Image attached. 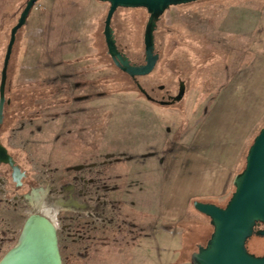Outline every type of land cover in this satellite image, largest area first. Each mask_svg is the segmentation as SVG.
Instances as JSON below:
<instances>
[{"label":"rangeland","instance_id":"374dc122","mask_svg":"<svg viewBox=\"0 0 264 264\" xmlns=\"http://www.w3.org/2000/svg\"><path fill=\"white\" fill-rule=\"evenodd\" d=\"M68 1L73 5L60 9L38 0L16 33L0 141L26 175L16 186L9 167H0V260L17 244L27 217L40 214L55 228L60 264H185L212 226L191 202L177 221L158 216L163 170L200 123L214 119L236 154L224 197L211 198L220 206L229 199L232 179L264 125V95L255 100L259 95H243L239 86L259 58L250 14L230 33L213 19L218 6L264 0H197L165 10L154 32L159 58L138 80L147 89L163 84L173 93L184 81V96L172 105L116 91L137 88L101 56L108 3L97 0L105 9L93 25L87 0ZM25 2L0 0V71ZM147 18L143 7H118L112 16L116 43L131 62L144 61ZM234 80L235 91L223 93ZM223 96L229 101L219 102ZM246 246L262 255L264 237L252 236Z\"/></svg>","mask_w":264,"mask_h":264},{"label":"water","instance_id":"95a60500","mask_svg":"<svg viewBox=\"0 0 264 264\" xmlns=\"http://www.w3.org/2000/svg\"><path fill=\"white\" fill-rule=\"evenodd\" d=\"M38 0H26L16 23L11 27L0 71V125L3 122L7 68L17 31L26 23L31 8ZM108 3L103 22V36L107 53L113 64L135 79L151 73L159 54L155 51L154 32L161 15L170 6L197 0H99ZM118 7H143L148 13L144 31V61L136 64L121 52L116 44L111 19ZM137 89L150 99L141 85ZM185 85L179 82L178 92L160 104L181 100ZM0 164L11 169V178L17 186L25 172L15 162L7 148L0 142ZM234 190L223 206L209 201L194 200L193 208L207 216L212 231L205 243L198 244L190 255V264H264V254L255 255L247 250L246 242L252 236L264 237V125L254 136L247 149L242 170L232 179ZM32 221L40 223L41 234L30 231ZM21 240V241H20ZM20 241V243H19ZM0 260V264H60L56 231L49 219L40 214H31L25 220L18 242Z\"/></svg>","mask_w":264,"mask_h":264},{"label":"crops","instance_id":"0c3cea01","mask_svg":"<svg viewBox=\"0 0 264 264\" xmlns=\"http://www.w3.org/2000/svg\"><path fill=\"white\" fill-rule=\"evenodd\" d=\"M68 2L70 1L50 0L49 3L58 4L57 8L65 9L73 5ZM86 7L90 9L89 13L92 14L94 25L100 19L105 7L97 0H87ZM218 7L219 10L217 9L213 24L224 33L238 31L235 24L243 14L251 16L253 24L251 31H253L254 46L259 52V58L251 67L254 73L243 80L239 86H241L243 95L244 93L246 96L247 93L248 95L255 93L259 95L255 100H259L261 95H264V4L251 1L245 4ZM74 8H84V4L74 5ZM93 60L96 61V58ZM236 86L237 81L229 82L224 87L223 93L229 95L235 91ZM221 101H229V98L225 100L223 96L219 102ZM197 129L198 132L194 134L190 143L187 146L177 147L173 157H169V165L167 163L164 167L160 205H157L158 216L161 218L177 221L185 216L189 203H192L194 199L205 198L207 201L218 204L219 200L211 196L222 199L225 195L229 175L227 168L231 164L230 156L235 157V144L234 142L231 145L225 143L228 139L226 140L222 135L223 126L214 119L204 120ZM230 141L236 140L231 139ZM148 208L152 210L151 207ZM184 262L185 264L190 263L189 260Z\"/></svg>","mask_w":264,"mask_h":264},{"label":"flooded vegetation","instance_id":"af4514ba","mask_svg":"<svg viewBox=\"0 0 264 264\" xmlns=\"http://www.w3.org/2000/svg\"><path fill=\"white\" fill-rule=\"evenodd\" d=\"M117 44V43H116ZM117 47H118V49L121 51V52H123V53H125L124 51H123V48H121V47H119L118 46V44H117ZM155 51H156V49H155ZM157 52V51H156ZM106 53H107V49H106ZM158 53V52H157ZM159 54V53H158ZM107 55L109 56V54L107 53ZM125 55H126V53H125ZM102 57H105V55L103 56V55H101ZM127 56V55H126ZM110 57V56H109ZM92 58H94V56L92 57ZM84 59H86V58H84ZM111 59V58H110ZM144 59V58H143ZM112 61V60H111ZM133 62V61H132ZM113 63V62H112ZM133 63H135V62H133ZM143 63V62H142ZM136 64H140V63H136ZM148 75V74H147ZM147 75H144V76H138V77H136L135 79H133V78H131L130 76V78H131V80L134 82V84H135V86H136V82H138L140 85H141V87L145 90V92L148 94V96L150 97V99H147L138 89V91H139V93H141V95L147 100V101H149V102H152V103H156V104H159V105H172V104H174L175 102H173V103H169V104H160V101H167L168 99H169V97L170 96H174V95H176V93L178 92V88H179V82L180 81H182L181 79H179L178 80V82H177V89H176V91L173 93L172 91H170L169 89H167V88H165V86L163 85V84H159V85H156V88L155 87H149L148 89L146 88V86L144 87L140 82H139V80H138V78L139 77H146ZM183 83H184V85H185V82L184 81H182ZM137 88V87H136ZM156 91V92H155ZM157 91H158V93H157ZM1 142V141H0ZM2 165H7V164H0V167L2 166ZM8 166V165H7ZM9 167V166H8ZM10 169V168H9ZM22 170V169H21ZM24 171V170H23ZM25 172V171H24ZM25 175H26V173H25ZM25 175L23 176V177H25ZM22 177V178H23ZM10 178H11V169H10ZM22 178H21V184H22ZM11 180H12V178H11ZM13 181V180H12ZM14 182V181H13ZM14 184H15V182H14ZM16 185V184H15ZM17 186V185H16ZM19 186H21V185H19Z\"/></svg>","mask_w":264,"mask_h":264},{"label":"trees","instance_id":"16d2710c","mask_svg":"<svg viewBox=\"0 0 264 264\" xmlns=\"http://www.w3.org/2000/svg\"><path fill=\"white\" fill-rule=\"evenodd\" d=\"M101 52H102V54H104L105 55V58L106 59H108V62L110 63V64H112L113 65V63H112V61H111V59H110V57L107 55V53H106V47H105V45H104V48H102V50H101ZM100 63H106V62H103V60L102 61H99ZM107 62V63H108ZM106 63V64H107ZM120 71V70H119ZM120 73L121 74H123L124 76H126V77H129L126 73H124V72H122V71H120ZM121 90H127V91H136V92H139L137 89L136 90H134V89H118V90H116V91H121ZM5 106V105H4ZM5 108V107H4ZM3 117H4V110H3ZM246 244H247V242H246ZM247 247V246H246Z\"/></svg>","mask_w":264,"mask_h":264},{"label":"bare ground","instance_id":"6f19581e","mask_svg":"<svg viewBox=\"0 0 264 264\" xmlns=\"http://www.w3.org/2000/svg\"><path fill=\"white\" fill-rule=\"evenodd\" d=\"M30 225H31V227H30L29 229H30V231H31L32 233L34 232L35 234H37V232H38V233L41 234V232H42L41 229H43V228H41L40 223L35 222V221H32V222L30 223ZM36 231H37V232H36ZM20 241H21V240H20ZM20 241H19V243H20ZM19 243L16 244V247L19 245Z\"/></svg>","mask_w":264,"mask_h":264}]
</instances>
